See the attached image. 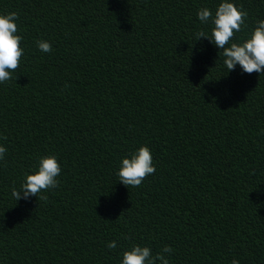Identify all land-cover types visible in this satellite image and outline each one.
I'll use <instances>...</instances> for the list:
<instances>
[{
  "label": "trees",
  "instance_id": "1",
  "mask_svg": "<svg viewBox=\"0 0 264 264\" xmlns=\"http://www.w3.org/2000/svg\"><path fill=\"white\" fill-rule=\"evenodd\" d=\"M221 2L0 0L23 49L0 83V264H120L134 245L171 247L168 264H264V73L227 71L195 37L212 27L197 11ZM228 2L247 12L242 43L264 0ZM141 146L156 171L126 187L121 160ZM46 156L59 186L16 202Z\"/></svg>",
  "mask_w": 264,
  "mask_h": 264
},
{
  "label": "clouds",
  "instance_id": "2",
  "mask_svg": "<svg viewBox=\"0 0 264 264\" xmlns=\"http://www.w3.org/2000/svg\"><path fill=\"white\" fill-rule=\"evenodd\" d=\"M197 17L202 24L211 23L212 27L210 34L203 30L197 31L196 40L207 38L210 43L222 49L223 64L227 71L234 70L239 65L248 74L264 73V19L257 21L250 36L242 43H230L234 32L241 31V26L245 24L246 11L239 10L228 0H222L214 15L208 8H201L197 11ZM18 18L16 12L0 15V83L12 79L11 74L20 66V58L23 56V49L20 47L22 37L16 34L18 28L15 21ZM36 44L41 52L52 51L51 44L47 41L38 40ZM6 152L7 149L0 146V160L4 159ZM155 171L150 149L141 146L130 153V158H122L117 175L124 186L138 187ZM60 174L61 166L55 156L42 157L36 170L32 174L26 173L20 188H13L11 195L16 202L33 196L46 201L48 197L43 193L59 186L57 177ZM108 247L115 249L117 245L109 242ZM172 251L171 247L165 246L160 253L153 255L148 247L134 245L122 253L120 264H168L164 253ZM231 264H239V261L233 259Z\"/></svg>",
  "mask_w": 264,
  "mask_h": 264
}]
</instances>
